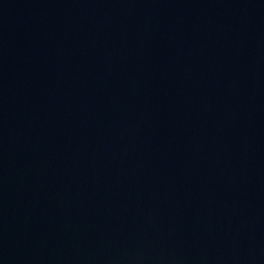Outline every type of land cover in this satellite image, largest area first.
I'll use <instances>...</instances> for the list:
<instances>
[{
    "label": "water",
    "instance_id": "water-1",
    "mask_svg": "<svg viewBox=\"0 0 264 264\" xmlns=\"http://www.w3.org/2000/svg\"><path fill=\"white\" fill-rule=\"evenodd\" d=\"M0 264H264V0H0Z\"/></svg>",
    "mask_w": 264,
    "mask_h": 264
}]
</instances>
